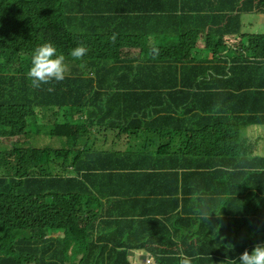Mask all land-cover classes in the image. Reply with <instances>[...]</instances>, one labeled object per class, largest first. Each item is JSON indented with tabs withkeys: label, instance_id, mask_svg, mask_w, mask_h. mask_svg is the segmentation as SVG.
Segmentation results:
<instances>
[{
	"label": "trees",
	"instance_id": "16d2710c",
	"mask_svg": "<svg viewBox=\"0 0 264 264\" xmlns=\"http://www.w3.org/2000/svg\"><path fill=\"white\" fill-rule=\"evenodd\" d=\"M200 3L0 0V264H179L180 251L239 264L264 243V175L228 171L230 150L259 158L240 139L264 124V34L222 39L262 33L264 0H234L218 23ZM167 32L178 37L158 39ZM45 42L68 71L33 88ZM220 138L219 161L192 171Z\"/></svg>",
	"mask_w": 264,
	"mask_h": 264
},
{
	"label": "clouds",
	"instance_id": "9594fccd",
	"mask_svg": "<svg viewBox=\"0 0 264 264\" xmlns=\"http://www.w3.org/2000/svg\"><path fill=\"white\" fill-rule=\"evenodd\" d=\"M111 39L114 42L115 35ZM87 51V47L80 44L71 50L70 55L73 59L80 60L86 55ZM158 54V49L153 48L151 50L153 57ZM67 71L68 66L65 64L64 55H58L55 45L51 42H45L34 50L27 77L33 88H40L42 85L49 84L52 81H63ZM178 258L179 264H192V257L185 255L183 251L178 253ZM225 264H237V261L229 259L225 261ZM239 264H264V243L255 245L250 253L245 250L240 254Z\"/></svg>",
	"mask_w": 264,
	"mask_h": 264
},
{
	"label": "rangeland",
	"instance_id": "374dc122",
	"mask_svg": "<svg viewBox=\"0 0 264 264\" xmlns=\"http://www.w3.org/2000/svg\"><path fill=\"white\" fill-rule=\"evenodd\" d=\"M263 26V24H262ZM258 32V31H256ZM254 31H248L247 33H225L224 35H222V39L224 40H229L230 42H232L234 45L238 46L242 41H241V36L242 34H264V32L262 33H256ZM177 38L178 36L173 34V32H167V33H160L159 34V37L158 39L160 40H165L166 38ZM203 39V38H202ZM204 47H201L198 45V48H195L194 52L191 53L192 55H197V54H200V55H206L209 56L211 53L210 52H204L202 54V50H206V48ZM230 53V49L229 47H227L226 51H225V55L229 54ZM211 56V55H210ZM210 58V57H209ZM49 121L53 120L52 117L50 116H47ZM47 122V125L49 127H51V122ZM57 121H60V122H63L62 119H57ZM65 122V121H64ZM42 123V116H36L34 119H33V123L30 125V126H33V127H40ZM76 124L79 125V124H82V121H76ZM264 129V127H263ZM228 130V134L231 135L232 134V129H227ZM225 141V138H220L219 140H217V142L214 144V145H211L210 147H205L206 150L203 151V155H204V158L201 162L198 163V160L195 161V167L192 169V171H200V168L206 164V162H215L217 163L219 161V156H220V152L218 150V145L219 143H222ZM251 143L253 144V152L255 153V155L258 158V161L255 162V163H248L246 162V160H244L245 158L237 155V154H234V151L233 150H230L231 154L234 155V158H235V161L233 163H231V168L229 167L228 171L231 170H236V169H239V168H243L249 172H253V173H256L257 174H263L264 175V156H261L264 152V132L261 130L259 133H257V135L253 136V138L250 140ZM42 143H46V145H53V146H56V143H54L53 140H51L49 137L47 139H43L42 140ZM23 145H19V147H22ZM200 161V160H199ZM246 162V165L248 166H245V165H240L239 163H243V162ZM187 163H185L186 165ZM251 166H256V171L254 172L253 171V167ZM183 172L184 173H187V172H190V171H186V169L184 168L183 169ZM138 264H144L143 262H138Z\"/></svg>",
	"mask_w": 264,
	"mask_h": 264
},
{
	"label": "crops",
	"instance_id": "0c3cea01",
	"mask_svg": "<svg viewBox=\"0 0 264 264\" xmlns=\"http://www.w3.org/2000/svg\"><path fill=\"white\" fill-rule=\"evenodd\" d=\"M211 1H212L213 6H214L215 13H216L217 17L216 16L212 17L209 19V21H215L217 23L220 21V16L224 15L226 13V10L229 9L230 7H232L234 4V0H201L200 6H202V8H203L207 5H209ZM251 13L252 12H250V13L248 12V13H246V15L251 16ZM205 21L207 22V20H205ZM242 24H243V26H242L243 30H246L247 26L243 22H242ZM261 32H264V30ZM199 40H200L199 44H202L203 39L200 38ZM228 41L229 40H225V43ZM154 44H158V42L154 43ZM241 45H244L243 42H241ZM204 52H210V51L208 49L202 50V54ZM220 54H225V52H221ZM208 57H210V55ZM261 115H263L262 111L257 114V117L260 118ZM263 126H264V124H261L260 128L258 126H251L248 130L242 131L240 142L243 144H249L250 146L253 147V144L251 143L250 140L253 138V136L257 135V133H259L261 130L264 132V129L262 128ZM201 146H202V144L200 143L199 147H201ZM175 186H176V184L171 188V190L175 189ZM198 205H199L200 210L206 211L208 214L215 212L216 208L219 207V205H216L215 207H211L212 205H214V202L210 199H207V198L200 200Z\"/></svg>",
	"mask_w": 264,
	"mask_h": 264
}]
</instances>
